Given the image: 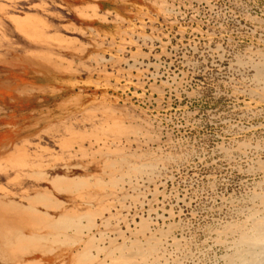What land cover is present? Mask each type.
Listing matches in <instances>:
<instances>
[{"label":"rangeland","instance_id":"374dc122","mask_svg":"<svg viewBox=\"0 0 264 264\" xmlns=\"http://www.w3.org/2000/svg\"><path fill=\"white\" fill-rule=\"evenodd\" d=\"M263 66L264 0H0V202L42 215L0 238L52 244L41 264H243Z\"/></svg>","mask_w":264,"mask_h":264},{"label":"bare ground","instance_id":"6f19581e","mask_svg":"<svg viewBox=\"0 0 264 264\" xmlns=\"http://www.w3.org/2000/svg\"><path fill=\"white\" fill-rule=\"evenodd\" d=\"M18 22V24L23 23V20L20 16L16 17V21ZM25 22V21H24ZM259 66V65H257ZM258 69V68H257ZM259 77L261 79H264V66L258 69V73ZM264 82V81H263ZM118 158V157H117ZM113 160V159H112ZM108 165V161L106 162ZM41 165V164H40ZM46 167V165H44ZM118 166V165H117ZM43 168V167H42ZM111 169V168H109ZM140 169V168H139ZM159 169V168H158ZM155 170V169H153ZM151 171V170H150ZM155 173V172H154ZM153 173V174H154ZM157 173V172H156ZM155 173V174H156ZM128 175V174H127ZM135 176V175H133ZM132 176V177H133ZM138 176V175H137ZM151 177V176H150ZM62 182V181H61ZM133 182V181H132ZM130 184V183H129ZM58 185V184H57ZM84 191V190H83ZM260 195V194H259ZM1 198V197H0ZM6 198V197H5ZM263 200V198L261 199ZM264 202V200H263ZM16 204V203H15ZM45 205V204H44ZM49 205V204H47ZM18 206H10V205H3L0 202V222L2 223H14L17 225H21V222L24 221V219L26 220H30L31 222H29L30 224L35 222L39 223L38 221H33V219H38L39 221L42 222V215L41 212L35 210V209H19L16 208ZM71 213V212H70ZM64 214V213H63ZM67 215V214H66ZM52 216V215H51ZM252 216H255L252 215ZM44 219V217H43ZM46 219V218H45ZM261 219L260 221L255 219V222L253 225V228L250 232H244V234L242 235V239H240L242 242L241 245H243V247L245 248V255L239 259H242V263L243 264H254L255 261L258 262V260L262 257V254L264 252V217L259 218ZM249 220H251L249 218ZM33 221V222H32ZM44 221V220H43ZM254 221V220H253ZM252 221V222H253ZM11 223V225H12ZM26 223H28V221H26ZM25 223V224H26ZM248 223V222H247ZM34 224V223H33ZM41 224V223H40ZM250 224V223H249ZM32 225V224H31ZM246 224H244L245 226ZM23 226V224L21 225ZM28 226V224H27ZM33 226V225H32ZM237 227V226H236ZM240 227V226H239ZM23 228V227H22ZM25 228V226H24ZM46 228V227H45ZM241 228V227H240ZM239 228V229H240ZM246 228V227H245ZM248 228V227H247ZM242 229V228H241ZM231 230V229H229ZM250 230V229H249ZM7 231V229H6ZM248 231V230H247ZM228 232V231H227ZM232 232V231H231ZM10 233V232H9ZM226 233V232H225ZM243 233V231L241 232ZM16 236V235H15ZM14 237V235H13ZM240 237V236H239ZM16 238V237H14ZM13 238V239H14ZM25 236L20 235L18 233V238L16 244H13L14 242H6L2 240V237L0 238V264H41L42 260L40 261L39 257H48L49 259L54 255V249L52 248V244L51 246H44L42 247L41 242H36L38 240L36 239H31V242H24ZM21 241V242H19ZM154 242V241H153ZM46 244V243H45ZM116 244V243H114ZM239 245V244H238ZM240 245V246H241ZM41 246V247H40ZM90 246V245H89ZM144 246V245H143ZM159 245L157 243H153L151 241V245L149 246V248H147V250H141L139 248V256L142 257H146L147 255L151 254L153 256V253H155V251L158 249ZM86 247V246H85ZM127 247V246H126ZM109 249V248H108ZM236 249H238L236 247ZM243 249V248H242ZM127 250V249H126ZM243 250V251H244ZM107 251V250H106ZM112 252V251H111ZM125 252V251H124ZM70 253V252H69ZM239 252H237L238 254ZM242 253V252H241ZM240 253V254H241ZM240 254H238V256H240ZM237 256V257H238ZM264 256V255H263ZM27 257H31L33 258L32 260H28ZM132 257V256H130ZM135 257V256H134ZM133 257V258H134ZM138 257V256H137ZM99 258V257H98ZM110 258H112L110 256ZM119 259V258H118ZM238 259V260H239ZM117 260V258H116ZM130 260V259H129ZM138 260V259H137ZM127 261V260H126ZM140 261V260H139ZM262 262V260H260ZM137 262V261H136ZM144 262V261H143ZM143 262L141 264H143ZM119 263V262H118ZM133 263V262H132ZM148 263V261H147ZM126 264V263H125ZM135 264V263H134ZM149 264V263H148ZM256 264V263H255ZM263 264V263H262Z\"/></svg>","mask_w":264,"mask_h":264},{"label":"crops","instance_id":"0c3cea01","mask_svg":"<svg viewBox=\"0 0 264 264\" xmlns=\"http://www.w3.org/2000/svg\"><path fill=\"white\" fill-rule=\"evenodd\" d=\"M16 17H18V16H16ZM21 17V16H20ZM22 18V17H21ZM23 20H25L24 18H22ZM23 26V25H22Z\"/></svg>","mask_w":264,"mask_h":264}]
</instances>
